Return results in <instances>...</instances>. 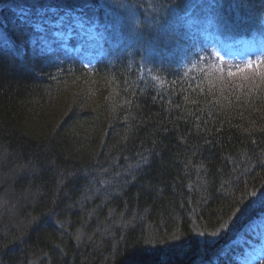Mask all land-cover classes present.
Listing matches in <instances>:
<instances>
[{"label": "trees", "instance_id": "16d2710c", "mask_svg": "<svg viewBox=\"0 0 264 264\" xmlns=\"http://www.w3.org/2000/svg\"><path fill=\"white\" fill-rule=\"evenodd\" d=\"M20 4L85 10L107 55L85 63L76 37L25 24ZM0 7V181L28 221L19 240L2 228L8 264H196L210 234L235 246L230 234L264 208V62L219 61L190 19L213 10L236 36L260 22L264 0ZM104 177L107 194L90 197Z\"/></svg>", "mask_w": 264, "mask_h": 264}, {"label": "rangeland", "instance_id": "374dc122", "mask_svg": "<svg viewBox=\"0 0 264 264\" xmlns=\"http://www.w3.org/2000/svg\"><path fill=\"white\" fill-rule=\"evenodd\" d=\"M149 8L151 9L152 7H149ZM0 10H1V7H0ZM14 12H15V14H18V15H19V13H23V14L27 15L28 17H31L32 20H35L36 23H38L36 25L38 27H41V24H44V21H45L44 18H46V14H48L49 17L46 21L50 22V23L53 22V24H55V26L58 27V32L60 35H62V36L65 35V37H67V36H70L74 32V30H78L79 36L81 38H85V36H87L86 37L87 39L85 38L86 40L95 39L94 38L95 37L94 28L96 25L87 22V20L84 18L85 15L83 14V12L78 11L79 12L78 13V12H75L73 10V12H69V14L66 15L65 13L61 14V13L57 12V9H55L53 7H51V8H40V9L30 7L29 9H26L20 5L14 7ZM53 17H54V19L52 20L51 18H53ZM127 34H128V36H131V34L129 33V28L127 30ZM77 48L78 49L81 48V45L77 44ZM223 48L225 50V51L223 50V52L226 56H227V54L228 55L241 54V50H242V47L237 48V47L230 45V44L227 47L223 46ZM87 49H88V57H93L94 54H96V52L100 53L103 51L101 46H99V44H90V46H87ZM97 180H94V182H96ZM93 184L94 185L91 186V188H92L91 191H89L90 197L94 196L97 193V194H100V198H102L104 196V194L105 195L107 194V191L105 188V186L107 187V184H108L107 178L104 177L101 184H99L98 182L93 183ZM0 188H1V190H0V221L1 220L5 221L7 218H9L6 220V223L0 222L1 225H4L0 229L2 230V228H6V227H18L17 232L14 233L16 235V238H14V240H19L23 236L20 234L21 226H28V224H27L28 221H26V218L21 216L20 213H17V210H16L17 202L14 201V202L10 203L8 201L9 198L7 197L8 196L7 190L11 189V185L7 184V183H3L2 181H0ZM9 208L12 209V211L14 213L13 219L11 218V214H8L7 210ZM248 209L249 208L247 207L245 209V211H247ZM240 210H242V209L240 208L238 210V212L235 214V215H237L236 216L237 218H239L243 215L242 211H240ZM6 216H8V217H6ZM52 217H60V214L57 215L54 212V213H52ZM116 217H121V216L119 215ZM108 218H114V217L108 216ZM10 219L12 221L11 224H10ZM13 220H14V222H13ZM230 224L231 223H229L227 226H225L224 228L219 230V232L224 233L225 230L230 229L231 228ZM251 225L252 226L250 228L246 229L245 233L240 234L238 237V242H240L241 246L244 248V250L246 252L245 254H242L239 257V253L235 254L236 249H234L232 252H230V253H232V255H230L229 252L227 254H225L226 251L222 252V250L224 248H223V245H221V243H222L221 237L223 235L222 236H215V234H212V235L210 234L209 235V237L211 238L210 243L208 242L207 244H205L203 246L204 254L198 258V261H200V262H198L196 264H217V263L221 262V260H223L222 259L223 256H227L231 259H234V257L235 258L239 257L242 261H245L246 263H248V262L252 263V261L254 260V258H252V257H260L261 255L264 254V235H263L264 219H261L259 222H256V223L251 224ZM148 229H150V227ZM4 232L5 231L3 230V233ZM145 233H146V238L148 237V239H151V236H150L151 232H145ZM225 233H227V232H225ZM255 233L260 235V238H263V239H261V241L257 240L256 236H254ZM160 243L161 242L157 243L154 241L153 247L158 251L160 250ZM181 248H182V246H181ZM181 248H179V245H176V246L172 245V246H170L169 250L172 249L173 251H170L169 253L177 254ZM4 250H5V248H3L2 250L0 249V254H3ZM181 251H184V250L181 249L180 252ZM160 253H159V256H160ZM0 257H1V255H0ZM38 261H40V263H41L42 260L40 259ZM173 262H175V261H173ZM38 263H37V261H36V263H34L33 261L30 262V264H38ZM189 263H191V262H189ZM0 264H4V261L1 258H0ZM191 264H194V262Z\"/></svg>", "mask_w": 264, "mask_h": 264}, {"label": "bare ground", "instance_id": "6f19581e", "mask_svg": "<svg viewBox=\"0 0 264 264\" xmlns=\"http://www.w3.org/2000/svg\"><path fill=\"white\" fill-rule=\"evenodd\" d=\"M137 1H139V4H140V6L142 7V8H144V9H149V7H151V6H153L155 3H156V0H137ZM178 1H181V0H178ZM20 6H22V7H24V8H26V9H29L30 8V6L28 7V6H24V5H21L20 4ZM14 7L15 6H13L11 9H12V11H13V13L15 14V12H14ZM34 8V7H33ZM155 8V7H154ZM148 12H145V14H147ZM194 13H195V10H194ZM144 14V15H145ZM16 16H18L25 24H27V25H29V26H31V27H35L38 23H36V21L35 20H32L31 19V17H28L27 15H25V14H23V13H19V15L18 14H15ZM48 17H49V15L48 14H46V18H44V24H48V25H50V22H47L46 20L48 19ZM151 17L149 16V17H146L145 19L146 20H143V23H144V27L146 28L150 23H149V19H150ZM52 20L54 19V17L53 18H51ZM51 21V20H50ZM144 21H146V23L144 22ZM51 27H53V31H54V33L55 34H53L55 37H60V38H63V37H65V35H60L59 34V32H58V27H56V26H54V24H53V22H52V26ZM57 35V36H56ZM66 38H71V36H67ZM7 39V38H6ZM0 40H1V42L2 43H5L6 41L5 40H2V36L0 35ZM30 46V39L28 40V43H27V46ZM24 52H26L25 50H24ZM263 197H259V198H257V195H255V197H253L251 200H250V202L248 203V204H246V205H255V204H258L257 203V201L259 200V199H262ZM242 201V200H241ZM241 201H239V202H241ZM56 221H58L59 220V217H55L54 218ZM3 230L5 231L4 233H3ZM11 231H9L8 229H0V233L2 234V235H4V236H6L7 237V235L10 233ZM242 232H245V230L243 229L242 230ZM263 232V231H262ZM6 233V234H5ZM253 233V232H252ZM241 234V231L239 230V229H236L235 228V231L234 232H232L231 234H230V237H231V240L233 241V243L235 244V246H233V247H225L223 250H222V252H225L226 251V253L225 254H227L228 252L230 253V252H232L234 249H236V251H235V254L236 253H240V254H245L246 252H245V250H244V248L241 246V243L240 242H238V237H239V235ZM14 236H13V239L14 238H16V235L15 234H13ZM263 235H264V232H263ZM254 236H256V239L257 240H259V241H261V239H263V238H260V235H258V234H254ZM145 242V241H144ZM146 247V246H145ZM4 252V251H3ZM2 252V253H3ZM150 254V256L149 257H151L152 255H153V253L152 252H149ZM1 255V259L4 261V264H8L9 262H10V260L8 259H6V257H5V255H6V253H3V254H0ZM230 255H232V253H230ZM223 257H227V256H223ZM227 258H229V257H227ZM252 258H254L255 260H257L256 262H254L253 264H258V263H261V262H264V258H259V257H252ZM259 258V259H258ZM178 260V258H175V262ZM233 260H235V257H234V259H232V261H231V263L233 262ZM6 261V262H5ZM149 263L150 264H167V262L164 260V259H162V260H160L159 262H154V258H152L151 257V259L149 260ZM19 264H23V263H19Z\"/></svg>", "mask_w": 264, "mask_h": 264}]
</instances>
